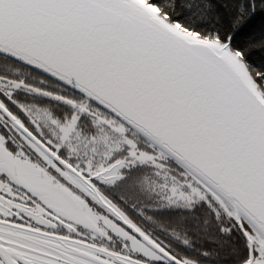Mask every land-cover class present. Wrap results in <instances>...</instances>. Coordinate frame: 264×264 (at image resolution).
Here are the masks:
<instances>
[{
    "label": "snow or ice",
    "instance_id": "snow-or-ice-1",
    "mask_svg": "<svg viewBox=\"0 0 264 264\" xmlns=\"http://www.w3.org/2000/svg\"><path fill=\"white\" fill-rule=\"evenodd\" d=\"M0 264H264V0H0Z\"/></svg>",
    "mask_w": 264,
    "mask_h": 264
}]
</instances>
